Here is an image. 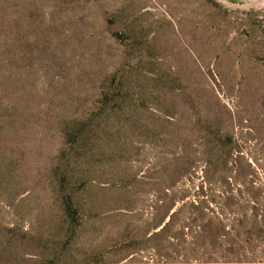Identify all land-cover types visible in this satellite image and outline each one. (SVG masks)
<instances>
[{
  "label": "rangeland",
  "instance_id": "1",
  "mask_svg": "<svg viewBox=\"0 0 264 264\" xmlns=\"http://www.w3.org/2000/svg\"><path fill=\"white\" fill-rule=\"evenodd\" d=\"M244 237L264 0H0V264H264Z\"/></svg>",
  "mask_w": 264,
  "mask_h": 264
},
{
  "label": "trees",
  "instance_id": "2",
  "mask_svg": "<svg viewBox=\"0 0 264 264\" xmlns=\"http://www.w3.org/2000/svg\"><path fill=\"white\" fill-rule=\"evenodd\" d=\"M196 206V205H195ZM171 220L165 224V226L161 229L160 232H165L171 226ZM262 243V244H257ZM264 243L259 242V240L255 241L253 238H246L243 239H235L231 240L229 246L224 250L225 257L229 260H236L240 258H247V259H259L264 257Z\"/></svg>",
  "mask_w": 264,
  "mask_h": 264
}]
</instances>
